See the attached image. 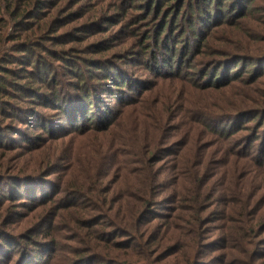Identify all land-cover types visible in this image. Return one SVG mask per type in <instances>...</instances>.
I'll list each match as a JSON object with an SVG mask.
<instances>
[{"label":"rangeland","instance_id":"rangeland-1","mask_svg":"<svg viewBox=\"0 0 264 264\" xmlns=\"http://www.w3.org/2000/svg\"><path fill=\"white\" fill-rule=\"evenodd\" d=\"M196 1L0 0V264H264V0Z\"/></svg>","mask_w":264,"mask_h":264},{"label":"trees","instance_id":"trees-1","mask_svg":"<svg viewBox=\"0 0 264 264\" xmlns=\"http://www.w3.org/2000/svg\"><path fill=\"white\" fill-rule=\"evenodd\" d=\"M161 1L162 0H157V3L159 4V5H161ZM168 1H171V0H168ZM211 1H213V0H211ZM217 1V9L219 8V6H220V4H221V6H222V2L220 1V0H216ZM255 0H247V5H250L251 3H253ZM196 3H198V7H200L201 5H202V3H201V0H197L196 1ZM200 10H202L203 11V13H205L206 12V9L205 8H202V7H200ZM199 12V11H198ZM156 16L158 17L159 16V12L156 14ZM197 16L199 17V18H202L201 17V15H198L197 14ZM162 26V25H161ZM171 26V25H170ZM174 27V26H173ZM164 26H163V29L161 30L160 29V32H162V31H164ZM160 35H161V33H159V35L157 36V38H158V45L159 46H162V48H163V46H166V42L165 41H169V37H170V35L165 39V38H163V40H162V43H160L159 42V39H160ZM112 82H114V85H117V84H115V82H117L116 81V78L115 79H112ZM112 85H113V83H112ZM89 92L90 91H88L85 95H84V100L83 101H85L86 102V107H80L79 109H78V111H76V113H75V118H74V120L72 121L74 124H77L79 121H81V120H85L86 118H88V116H89V114H90V111H91V106H90V104L88 105L87 104V99H89V97H90V94H89ZM106 114V113H105ZM109 114V113H108ZM107 115V114H106ZM109 118H110V114H109ZM109 120L110 119H108V118H105V121L103 122L105 125H106V130H108V129H110L111 128V125H110V122H109ZM264 120V119H263ZM91 124V123H90ZM230 128H231V126H230ZM180 145V148L176 151L177 153H173V154H175L174 156L176 157V156H178V159L180 158V150H182V148H187V146L189 145V142L188 141H186V142H184V143H180L179 144ZM143 192H144V190H143Z\"/></svg>","mask_w":264,"mask_h":264}]
</instances>
